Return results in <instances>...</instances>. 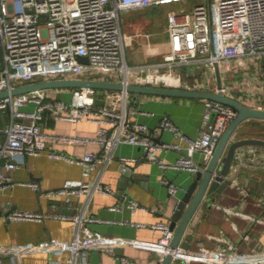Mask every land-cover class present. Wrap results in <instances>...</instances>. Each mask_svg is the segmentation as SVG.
<instances>
[{
  "label": "built area",
  "instance_id": "2783aa9c",
  "mask_svg": "<svg viewBox=\"0 0 264 264\" xmlns=\"http://www.w3.org/2000/svg\"><path fill=\"white\" fill-rule=\"evenodd\" d=\"M180 1L187 0H0V47L4 62L3 68L0 67V90L34 81L73 77L109 80L123 85L135 83L221 91L248 105L264 107L260 104L264 98V81L257 73L244 77L246 80L241 81L244 95L237 97L230 93L228 84L220 80L230 77L236 67H264V0H194L189 5L169 10L165 30L169 36L170 53L151 63L134 66L127 63L122 13L140 6ZM81 56H85L87 61H81ZM200 68L215 71L214 85L210 76H199ZM183 69L195 77V82L183 78ZM256 88L260 91H255ZM70 89L68 99L55 96L50 89L0 98V111H9V120L3 127L4 138L0 140V189L13 184L39 188L35 181H11L2 168H16L20 157L38 155L47 150L53 158H65L81 165L83 177L65 179L60 187L47 189L46 196L65 195L68 199L70 195L90 198L99 192L113 193L112 187L102 182L101 174L94 182L84 177H88L98 165L105 167L115 157V148L120 143L135 144L142 149L141 157H120L123 165H133L143 159L156 162L162 169H181L195 174L205 169L216 142L237 113L227 104L204 99L202 128L198 136L186 135L169 117L164 116L159 126L171 131L173 139L158 141L147 124L131 118L130 114L136 108L130 104V92L125 89L107 90L88 86ZM48 115L54 120L72 123L92 121L96 124L95 134L93 137L51 134L43 128V121L48 119ZM48 138L95 142L100 151L88 150L82 156H70L53 149L48 144ZM169 149L183 152L174 160L165 161L159 153ZM195 153L199 154V159ZM239 156L237 148L234 159ZM161 181L167 185L170 194L176 193L175 184L166 177H162ZM259 203L264 207V193ZM128 205L134 210L138 202L131 199ZM234 213L252 223H264L261 216L241 211ZM48 215L50 213L13 208L4 217L42 220ZM53 215L79 222L75 237L64 243V247L72 253L71 261L77 257L85 258L91 247L122 242L147 247L162 256L169 251L173 235L166 221L150 225L159 232L155 240L142 241L90 228L87 222L97 220L95 216L79 217L59 212H53ZM136 225L146 226L145 223ZM243 237L250 242L247 251L220 237L223 244L213 248L177 246L172 251V262L226 264L242 261L245 264H264V247L252 246L248 234ZM39 245L46 246L48 243ZM116 263L131 264L125 255L118 256Z\"/></svg>",
  "mask_w": 264,
  "mask_h": 264
},
{
  "label": "crops",
  "instance_id": "0c3cea01",
  "mask_svg": "<svg viewBox=\"0 0 264 264\" xmlns=\"http://www.w3.org/2000/svg\"><path fill=\"white\" fill-rule=\"evenodd\" d=\"M189 4L180 1L145 5L128 9L125 13L137 11L141 17L145 16L142 8L170 5L164 16L166 27L167 12ZM122 31L126 61L132 66L159 61L171 51L166 30L160 34H154L153 31L135 33L122 27ZM253 72L264 81V67H236L230 77L220 80L227 83L230 93L237 97L244 95L241 81H245L244 77ZM198 73L200 77L210 76L211 84H215L216 73L213 69L200 68ZM182 76L192 83L195 82V77L184 69ZM254 90L260 91L257 88ZM53 92L60 98L68 99L70 96V92L66 90ZM130 95L129 102L136 108V111L130 114L131 118L147 124L156 140L173 139L171 131L159 126L164 116L169 117L186 135L190 137L199 135L202 128L204 99L137 93ZM260 104L264 106V98ZM8 120L9 111H0V140L4 138L3 127ZM43 128L51 134L93 137L96 124L86 120L77 123L54 120L48 115V119L43 121ZM235 136L264 139V119L244 120ZM47 141L56 151L70 156H82L88 150L100 151L99 145L95 142L54 138H48ZM238 151L240 156L234 159L233 169L231 168L230 172L232 184L221 193L204 199L193 215L184 235L188 240V247L196 248L203 245L213 248L223 244L219 238L225 237L240 250L247 251L250 242L243 237L244 234L251 237L252 246L264 247V223H252L234 213L241 211L264 219V207L259 203L264 193V145H244L239 147ZM182 152L183 150L169 149L160 151L159 155L165 161H172ZM114 155L115 157L105 167L98 165L88 177H84L94 182L101 174L102 182L109 184L113 193L99 192L90 198L75 195H70L68 199L65 195L46 196L47 189L60 187L65 179L83 177L81 165L65 158H53L49 156L47 150H43L38 155L26 154L20 157L19 166L16 168L3 167L2 170L10 176L11 181L15 183L35 181L39 188L27 184H13L0 189L2 213L0 214V264H117L116 258L120 255L127 256L131 264H159L161 255L141 245L122 242L91 247L85 258L77 257L74 261L70 260L71 251L64 247V243L75 237L80 225L72 218H61L53 215V212L75 214L79 217L95 216L98 219L87 222V225L104 234L142 241L155 240L159 232L154 231L150 225L157 221L170 223L178 198L194 176L186 170L162 169L156 162L143 159L133 165H123L120 157H141L142 149L135 144H118ZM195 156L198 159L200 157L198 153H195ZM162 177H166L177 186L175 194L169 193L167 185L161 181ZM131 199L138 202L134 210L128 205ZM112 206L116 208L113 209ZM13 208L35 210L50 215L42 220L5 218V213ZM136 223H145L146 226L138 227ZM42 242H47L48 245H39ZM172 264L181 263L175 261ZM226 264L245 263L229 261Z\"/></svg>",
  "mask_w": 264,
  "mask_h": 264
},
{
  "label": "water",
  "instance_id": "95a60500",
  "mask_svg": "<svg viewBox=\"0 0 264 264\" xmlns=\"http://www.w3.org/2000/svg\"><path fill=\"white\" fill-rule=\"evenodd\" d=\"M81 61H87L85 56L79 57ZM2 48L0 47V67L3 68ZM82 86L97 89L122 90L130 93L152 94L169 97H189L199 99H211L222 102L236 110V116L229 122L214 147L213 153L203 171H197L192 181L178 198L171 214L170 228L173 235L170 240V248L161 256L159 264H172V251L177 246L187 247L188 240L184 237L186 229L195 214L197 208L204 199L221 193L232 184L230 177L231 167L234 162L236 149L244 145H264L263 138L257 137H233L241 123L248 118L264 119V107L248 105L237 98L228 96L221 91L184 89L176 87H163L154 85H141L129 83L123 85L120 82L100 79L80 78H54L25 83L12 89L0 90V98L15 95L32 90L55 88H78ZM220 81H218V87ZM160 141V139H157ZM1 212V211H0Z\"/></svg>",
  "mask_w": 264,
  "mask_h": 264
},
{
  "label": "rangeland",
  "instance_id": "374dc122",
  "mask_svg": "<svg viewBox=\"0 0 264 264\" xmlns=\"http://www.w3.org/2000/svg\"><path fill=\"white\" fill-rule=\"evenodd\" d=\"M194 0L184 1V4L192 3ZM170 5L166 6H156V7H145L142 8V12L145 16H139L137 11H132L128 13H122L121 15V25L123 28H128L135 33H146L153 31L154 34L163 33L165 30L164 16ZM152 12V13H151ZM56 92H62L64 90L70 92V88H55L50 89ZM131 94V93H130ZM138 95L140 93H137ZM131 95H129L130 97Z\"/></svg>",
  "mask_w": 264,
  "mask_h": 264
}]
</instances>
